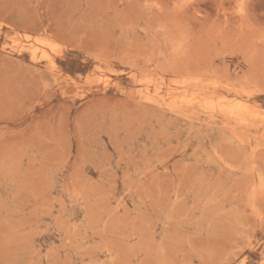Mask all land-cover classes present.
Segmentation results:
<instances>
[{
	"label": "rangeland",
	"instance_id": "rangeland-1",
	"mask_svg": "<svg viewBox=\"0 0 264 264\" xmlns=\"http://www.w3.org/2000/svg\"><path fill=\"white\" fill-rule=\"evenodd\" d=\"M0 264H264V0H0Z\"/></svg>",
	"mask_w": 264,
	"mask_h": 264
},
{
	"label": "bare ground",
	"instance_id": "bare-ground-1",
	"mask_svg": "<svg viewBox=\"0 0 264 264\" xmlns=\"http://www.w3.org/2000/svg\"><path fill=\"white\" fill-rule=\"evenodd\" d=\"M10 26V25H9ZM43 43V42H41ZM19 44V43H18ZM47 48V47H46ZM12 49V48H11ZM50 50V49H49ZM51 51V50H50ZM18 52V51H17ZM39 55V54H38ZM154 64V63H153ZM160 65V64H159ZM149 67V65H148ZM223 112H225L227 115H230L232 117H236V118H239V119H244L245 116H246V113L247 111L243 108V107H236L235 105L234 106H230V107H227V108H223L222 109ZM226 123V122H225ZM224 123V124H225ZM187 156V155H186Z\"/></svg>",
	"mask_w": 264,
	"mask_h": 264
}]
</instances>
